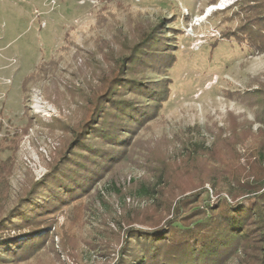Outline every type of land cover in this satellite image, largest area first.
Instances as JSON below:
<instances>
[{
    "label": "rangeland",
    "instance_id": "obj_1",
    "mask_svg": "<svg viewBox=\"0 0 264 264\" xmlns=\"http://www.w3.org/2000/svg\"><path fill=\"white\" fill-rule=\"evenodd\" d=\"M233 1L0 0V160L8 163L15 153L9 177L10 206L31 180H39L49 171L72 136L65 129L75 127L87 115L80 89L91 93V84H98L114 66V60L106 57L129 51L121 47L119 34L132 40L138 21L164 16L169 18L165 29L175 42L173 53L177 57L174 67L166 72L158 66L140 67L138 73L149 82L171 77V94L157 116L133 132L126 161L109 170L108 152L83 150L76 162H71L65 181L45 186L27 207L34 214L47 208L55 210L67 200L50 219L51 228L60 227L68 245L73 241L69 238L72 233L75 251L62 254L61 245L49 241L34 256L15 264H114L123 244L125 220L159 211L153 197L143 190L160 174L166 173L163 187L176 190L193 187L208 177L206 173L216 172L217 186L230 200L225 168L233 165L237 169L238 156L242 161L246 156L254 158L251 150L260 141L263 123L248 92L260 79L264 81V53L251 55L246 46L219 38L221 30L234 23L223 21L222 12L214 11ZM50 60L53 62L45 69H39L42 61ZM31 72L36 77L24 83ZM123 95L133 97L134 93L128 89ZM136 99L140 104L147 102L142 95ZM109 122L114 120L109 118ZM121 125L126 131L135 128L129 117L123 118ZM233 129L244 138L238 151L232 148L233 142L216 143L219 134L224 138ZM188 135L193 140L203 137L205 148H209V155L200 158L211 162L207 171L189 170L194 161L179 160L184 157L180 139ZM94 139L106 151H116L112 142L100 136ZM224 151L226 158L217 162L215 156H225ZM164 152L170 172L168 167L160 172L161 163L150 162ZM83 185L89 187L88 194L73 200V193ZM206 187L205 196L214 200L216 190L210 184ZM141 252L144 256L136 264H166L161 254L148 257L147 252ZM244 255L239 247L222 259L199 264H240ZM5 263L0 259V264Z\"/></svg>",
    "mask_w": 264,
    "mask_h": 264
},
{
    "label": "trees",
    "instance_id": "obj_2",
    "mask_svg": "<svg viewBox=\"0 0 264 264\" xmlns=\"http://www.w3.org/2000/svg\"><path fill=\"white\" fill-rule=\"evenodd\" d=\"M211 1L215 4L217 0ZM214 12H222L223 21L232 20L234 23L221 30L220 39L246 46L251 55L264 53V0H236L232 5ZM167 20L169 18L160 16L154 20L138 21L137 33L132 40L118 35L121 47L129 51L119 57L114 54L106 57L110 62L114 60V66L100 77L98 84H91V93L85 94L80 89L85 97L83 100L86 102L87 115L75 127L67 129L64 126L72 136L59 150L49 171L41 179L31 180L11 206L9 177L15 167V153L8 163L0 160V259L6 260L5 264L29 259L49 241L61 245L62 254L71 255L75 251L77 244L72 233L69 238L73 241L68 245L64 241L66 234L61 232V228H51L53 222L50 219L55 217L61 205L68 203L67 200L64 199L55 210L47 208L46 211L34 214L27 207L45 186L65 181L71 162H76L83 150L92 153L108 152L109 170L126 161V151L131 147L133 132L147 120L156 117L171 94V77L149 82L138 73L140 67L150 65L158 66V70L166 72L177 62L176 54L173 53L175 42L171 40L170 31L165 29ZM219 38L213 42V47H216ZM52 62L42 61L39 69H45ZM98 69L95 68V71L98 72ZM35 77L36 74L31 72L25 77L24 83ZM128 89L133 91V97L123 95ZM249 93L259 107L257 115H260V122L263 123L259 132L261 138L251 150L253 159L246 156L242 161V156H238L237 169L233 165L232 168H225L230 181L227 190L230 200L222 188H218L216 172L209 175L206 173L208 177L202 178L193 187L176 190L163 187L166 173L157 175L143 192L153 197L159 211L150 216L132 215L125 220L128 223L124 229V240L114 264H136L144 256L142 250L149 254L148 257L155 253L161 254L166 264H199L222 259L239 247L245 254L240 264H264V81L260 79L258 86ZM138 95L147 98V102L138 103ZM229 95L232 94L229 92ZM125 117L133 119L134 130L126 131L125 126L121 125ZM109 118L114 123L109 122ZM240 133L233 129L224 138H220L219 134L216 143L224 145L233 142L232 148L237 150L244 139L239 136ZM248 135L252 137L251 132ZM97 136L112 142L116 151H106V147L94 142ZM193 139L190 135L180 139L184 157L179 160L194 161L192 168H187L189 170L207 171L212 167L211 162L200 158L209 155L206 153L209 148H205L203 137L201 140ZM219 154L215 156L217 162L225 159L227 153L224 151L223 157L222 153ZM168 158L164 152L150 162L161 163L160 172H164L166 167L170 172ZM206 184L216 190L214 200L209 195L205 196L208 192ZM88 189L86 185L79 187L73 193L76 194L73 200L87 195ZM135 223L145 225L146 228L137 227Z\"/></svg>",
    "mask_w": 264,
    "mask_h": 264
},
{
    "label": "bare ground",
    "instance_id": "obj_3",
    "mask_svg": "<svg viewBox=\"0 0 264 264\" xmlns=\"http://www.w3.org/2000/svg\"><path fill=\"white\" fill-rule=\"evenodd\" d=\"M220 8H223V7H218V9H220ZM217 9V8H216Z\"/></svg>",
    "mask_w": 264,
    "mask_h": 264
},
{
    "label": "clouds",
    "instance_id": "obj_4",
    "mask_svg": "<svg viewBox=\"0 0 264 264\" xmlns=\"http://www.w3.org/2000/svg\"><path fill=\"white\" fill-rule=\"evenodd\" d=\"M233 2H234V1H233ZM233 2H232V3H233ZM225 7H226V6H225ZM225 7H224V8H225ZM224 8H220V9H224Z\"/></svg>",
    "mask_w": 264,
    "mask_h": 264
}]
</instances>
